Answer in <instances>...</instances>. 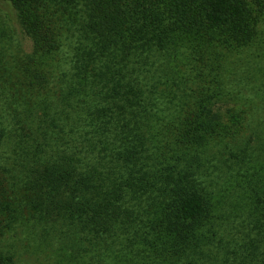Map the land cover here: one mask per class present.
I'll list each match as a JSON object with an SVG mask.
<instances>
[{
    "label": "trees",
    "instance_id": "16d2710c",
    "mask_svg": "<svg viewBox=\"0 0 264 264\" xmlns=\"http://www.w3.org/2000/svg\"><path fill=\"white\" fill-rule=\"evenodd\" d=\"M0 11L31 40L0 82V146L11 142L0 242L28 225L62 255L78 248L76 264H264V158L245 160L248 221L228 226L194 166L209 142L242 143L248 113L226 63L252 46L264 0H0ZM0 264L14 254L0 248Z\"/></svg>",
    "mask_w": 264,
    "mask_h": 264
},
{
    "label": "rangeland",
    "instance_id": "374dc122",
    "mask_svg": "<svg viewBox=\"0 0 264 264\" xmlns=\"http://www.w3.org/2000/svg\"><path fill=\"white\" fill-rule=\"evenodd\" d=\"M260 16L252 46L237 56L229 57L226 63L227 82L240 92L247 108L246 128L239 138L242 143L234 146V142H231L224 147V141L209 142L200 148L194 162L198 180L207 185L214 201V217L226 226L232 221L230 218L241 223L249 215L246 210H249L250 201L241 194L239 186L245 160L256 158L259 161L264 158V11ZM30 50V38L14 31L0 11V82L3 79L14 81L15 57ZM172 64L175 70L172 76L180 83V74L183 76L180 64L178 61ZM10 148L11 142L7 141L0 146V152L9 153ZM234 151L237 158L231 156ZM260 171L258 169L257 173ZM33 231L28 225L16 227L11 235L6 234L2 238L0 248L13 253L17 264H55V261H59V264H76L71 255L80 254L78 248H70L62 255L54 251L51 237L44 239ZM82 255L81 260L89 259V252L83 251Z\"/></svg>",
    "mask_w": 264,
    "mask_h": 264
}]
</instances>
